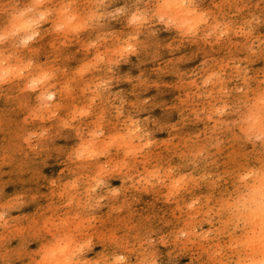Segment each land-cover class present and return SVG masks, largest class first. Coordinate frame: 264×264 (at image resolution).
I'll list each match as a JSON object with an SVG mask.
<instances>
[{"label":"clouds","instance_id":"obj_1","mask_svg":"<svg viewBox=\"0 0 264 264\" xmlns=\"http://www.w3.org/2000/svg\"><path fill=\"white\" fill-rule=\"evenodd\" d=\"M0 264H264V0H0Z\"/></svg>","mask_w":264,"mask_h":264}]
</instances>
